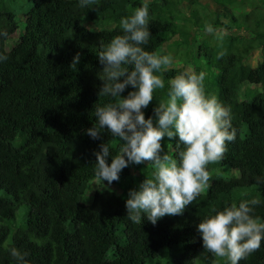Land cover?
Returning <instances> with one entry per match:
<instances>
[{
  "label": "trees",
  "instance_id": "obj_1",
  "mask_svg": "<svg viewBox=\"0 0 264 264\" xmlns=\"http://www.w3.org/2000/svg\"><path fill=\"white\" fill-rule=\"evenodd\" d=\"M144 5L152 34L146 50L175 58L145 118L166 99L170 78L203 71L206 93L230 110L236 129L223 158L207 166L209 187L183 215L156 225L126 218L128 190L153 171L147 162L80 202L85 183L96 180L93 152L102 142L117 148L106 132L96 141L83 134L105 100L97 95L99 46L120 34L122 16ZM20 19L21 31L0 0V264H15L12 247L29 264H224L204 251L196 225L245 199L258 201L255 215L264 220V183H257L264 177V0H97L89 7L28 0ZM206 23L220 35H206ZM162 146L175 154V141ZM240 264H264V241Z\"/></svg>",
  "mask_w": 264,
  "mask_h": 264
},
{
  "label": "clouds",
  "instance_id": "obj_2",
  "mask_svg": "<svg viewBox=\"0 0 264 264\" xmlns=\"http://www.w3.org/2000/svg\"><path fill=\"white\" fill-rule=\"evenodd\" d=\"M78 3L89 7L97 0ZM149 25L147 5L138 6L120 18V34L100 44L97 58L102 66V84L97 95L105 100L94 105L95 121L83 134L96 141L106 132L117 144L115 152L103 142L93 152L94 176L103 188L110 190L114 181L119 182L122 170L130 166L147 162L153 169L150 176L128 190L125 208L126 218L132 223L147 220L156 225L165 216L183 215L186 207L209 187L207 166L223 158L227 145L236 139V129L230 110L215 94L206 93L203 71L170 78L166 99L159 100L145 118L144 110L154 100V93L166 87L164 72L175 61L171 53L146 50L152 37ZM204 32L213 37L220 35L211 23L204 25ZM224 55L221 50L217 59ZM4 59L0 56V61ZM79 61L77 53L71 66ZM165 138L175 141L174 155L162 146ZM257 183H264V177ZM83 184L78 185L79 191ZM88 185L85 183L82 195ZM257 204L255 199L241 200L222 210L213 209L212 214L200 219L196 231L204 251L223 259L224 264H240L259 250L264 241V220L255 215ZM9 255L15 264H29L27 253L16 247L9 250Z\"/></svg>",
  "mask_w": 264,
  "mask_h": 264
},
{
  "label": "rangeland",
  "instance_id": "obj_3",
  "mask_svg": "<svg viewBox=\"0 0 264 264\" xmlns=\"http://www.w3.org/2000/svg\"><path fill=\"white\" fill-rule=\"evenodd\" d=\"M3 4H4V8L9 10L10 12H12L14 15H16V19L19 23V30H22V27L20 26L21 22H20V18H21V14L26 11L27 6H28V0H2ZM106 183V182H105ZM102 190H108L106 188H103L102 185H100V183L96 180L92 181L91 183H89L88 185V190L85 194H83L81 196V202L85 203V204H89L91 202L92 199V195L96 192V191H102ZM89 192V194L87 195V193ZM26 207L23 206L24 209ZM20 209V210H21ZM23 210L19 211L17 216H16V220H21L22 219V214ZM110 254V253H109Z\"/></svg>",
  "mask_w": 264,
  "mask_h": 264
}]
</instances>
